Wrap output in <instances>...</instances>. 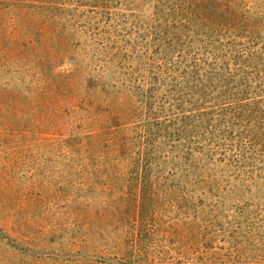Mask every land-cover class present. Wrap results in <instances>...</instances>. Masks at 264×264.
<instances>
[{
    "label": "rangeland",
    "instance_id": "rangeland-1",
    "mask_svg": "<svg viewBox=\"0 0 264 264\" xmlns=\"http://www.w3.org/2000/svg\"><path fill=\"white\" fill-rule=\"evenodd\" d=\"M0 264H264V0H0Z\"/></svg>",
    "mask_w": 264,
    "mask_h": 264
}]
</instances>
